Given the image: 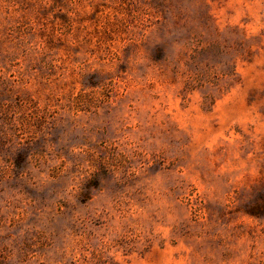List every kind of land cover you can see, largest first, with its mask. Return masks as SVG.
Listing matches in <instances>:
<instances>
[{"label":"rangeland","instance_id":"obj_1","mask_svg":"<svg viewBox=\"0 0 264 264\" xmlns=\"http://www.w3.org/2000/svg\"><path fill=\"white\" fill-rule=\"evenodd\" d=\"M0 264H264V0H0Z\"/></svg>","mask_w":264,"mask_h":264}]
</instances>
